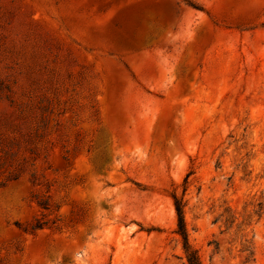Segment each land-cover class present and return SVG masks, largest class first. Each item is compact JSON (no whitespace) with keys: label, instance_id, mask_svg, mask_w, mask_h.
<instances>
[{"label":"rangeland","instance_id":"obj_1","mask_svg":"<svg viewBox=\"0 0 264 264\" xmlns=\"http://www.w3.org/2000/svg\"><path fill=\"white\" fill-rule=\"evenodd\" d=\"M174 196L264 264V0H0V264H189Z\"/></svg>","mask_w":264,"mask_h":264},{"label":"trees","instance_id":"obj_2","mask_svg":"<svg viewBox=\"0 0 264 264\" xmlns=\"http://www.w3.org/2000/svg\"><path fill=\"white\" fill-rule=\"evenodd\" d=\"M188 5L194 9L199 10V7L197 5H193L191 3H188ZM174 200H175L176 212H177L178 219H179V235L184 240V247L187 253L188 262L189 264H202L197 252L192 249L191 244L189 242L187 226H186V219H185L186 203L183 199H180L178 196H174ZM38 205L44 210H50V203H49V200L47 199H41L40 201H38ZM46 226H47V223H42L40 221H37V223L32 226L31 230L33 232L42 230ZM251 256H252V253H250V255L247 257L246 263L250 262Z\"/></svg>","mask_w":264,"mask_h":264}]
</instances>
